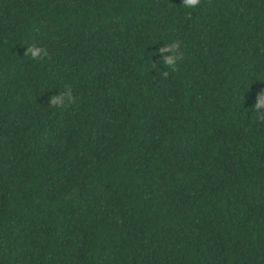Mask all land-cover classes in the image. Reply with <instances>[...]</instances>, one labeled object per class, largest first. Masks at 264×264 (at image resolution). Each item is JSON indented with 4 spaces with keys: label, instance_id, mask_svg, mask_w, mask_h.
<instances>
[{
    "label": "trees",
    "instance_id": "1",
    "mask_svg": "<svg viewBox=\"0 0 264 264\" xmlns=\"http://www.w3.org/2000/svg\"><path fill=\"white\" fill-rule=\"evenodd\" d=\"M0 264H264V0H0Z\"/></svg>",
    "mask_w": 264,
    "mask_h": 264
}]
</instances>
